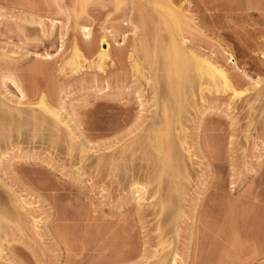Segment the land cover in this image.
<instances>
[{
    "label": "rangeland",
    "instance_id": "1",
    "mask_svg": "<svg viewBox=\"0 0 264 264\" xmlns=\"http://www.w3.org/2000/svg\"><path fill=\"white\" fill-rule=\"evenodd\" d=\"M0 99V264H264V0H0Z\"/></svg>",
    "mask_w": 264,
    "mask_h": 264
},
{
    "label": "bare ground",
    "instance_id": "2",
    "mask_svg": "<svg viewBox=\"0 0 264 264\" xmlns=\"http://www.w3.org/2000/svg\"><path fill=\"white\" fill-rule=\"evenodd\" d=\"M119 2H120V1H119ZM82 4H83V3H82ZM84 5H85V4H84ZM169 11H170V13H167V12H169ZM167 12H166V13H165V12L163 13V14H165V15H160V16H161V19H162V16L165 17V19L163 18V19H164L163 21H164V23H166V26L168 27V28H167V27H166V28H167L168 30H171V29H172L171 27H173V28H175V30H177V28H179V27H177V26L180 25V24L182 23L181 20L179 19L180 16H178V14H176V12L173 11V13L178 17L176 20H178V21L180 20V22H178V21L174 20L176 16L172 13V10L168 9ZM141 13H142V12H141ZM142 14H143V13H142ZM145 14H146V13H145ZM140 15H141V14H140ZM146 16H147V15H146ZM149 16H150V15H149ZM140 17H141V16H140ZM148 18H149V17H148ZM143 19H144V17H143ZM146 19H147V18H146ZM140 21H141V20H140ZM142 21H143V20H142ZM146 21H147V20H146ZM165 21H166V22H165ZM143 22H144V21H143ZM175 22H178V23H180V24L176 23V24L174 25ZM148 23H149V22H148ZM148 23H147V25H148ZM144 24H146V23H144ZM171 24H172V26H171ZM173 25L176 26L177 28L174 27ZM142 26H143V24H142ZM170 26H171V27H170ZM181 26H182V25H181ZM181 26H180V28H181ZM146 27H147V26H146ZM144 28H145V27H144ZM169 28H170V29H169ZM173 30H174V29H173ZM173 30H171V31L173 32ZM174 33H175V31H174ZM84 37L87 39V41L90 39V34L88 33V31L84 34ZM174 39H175V38H174ZM172 40H173V39H172ZM87 41H86V42H87ZM100 41H101V43L103 44L104 41H105V38L103 37ZM173 41H175V40H173ZM173 41H172V44L174 43ZM88 43H89V41L87 42V44H88ZM175 44H176V43H175ZM88 46H89V44H88ZM145 46H146V45H145ZM169 46H170V45H169ZM156 47H157V46H156ZM161 47H162V46H161ZM170 47H171V46H170ZM170 47H169V48H170ZM148 48H149V47H148ZM163 48H164V46H163ZM167 48H168V46H167ZM167 48H165L166 51H167ZM169 48H168V49H169ZM179 48L181 49V47H179L178 45H177V46H176V45H172V47L170 48V49L172 50V52H173L172 55H174V56L171 55V57H168L169 55L167 54L168 56H166V53L162 55V56H163L162 59H164V55H165V57H167V59L164 60V61H166V62L168 63V64H166V65H168V66L170 67V69H168L169 67H168V66H165L167 69H165L164 71H166V73H168L167 71H170V72H169L170 74L168 73L169 75H171V72H172V71L175 72L174 74H173V72H172L173 75H171V76H172L173 78H172L171 76H169L168 74H167V75L164 74V75L167 76V77L169 76L168 79L165 78V76H163V77L165 78V80H168V81H166V82H168L167 87H166V89H167L168 92H167V91H166V92H167V94L169 93V94H171V95L168 94L169 96H167V98L171 96L170 98L172 99V96H173V100L170 99L172 102L175 101L176 98H177L176 100H178V99H183V98H184L183 96H182L183 98H180L181 95H180V97H179V94H180V92H181V89L183 88V85L186 84L185 82H188V81H189L188 79H187V80L185 79V82L183 81L184 78H185V74H187V72H188L189 70H190L189 73H192L191 70H193V69H194V73H195V71H197L198 73H196V74L194 75V77H195V78H196V77L199 78V76H200L201 81L204 79V78L202 79L201 77H207L208 79H210V82H211V80H212L214 83H216V82L218 81V84H219L220 80H221V82L223 81V82H222V83H223L222 85H223V87H225V89H227L226 87H228V86L230 87L231 84L227 81V79H226V75H224L225 72L223 73V72L221 71L222 69L220 70V68H218V67H217L218 69L215 68L216 66L213 67V65H212V64L210 65L209 62L206 61L205 59H204L205 61H200L201 58H200L199 60H198V59H195V60H194V58L192 59V57H191V59L195 61V62H191V63H193L194 66L196 65V66H195V67H196V70H195V67H194L193 69H191L192 67H190V69H189V68H188V65H190V63L188 64L187 62H189L190 60H189V61L187 60V62H186L185 58H187V56L185 57V55H184V54H186V53H184V51L181 52L182 50H180ZM146 49H147V47H146ZM146 49H145V50H146ZM158 49H159V48H158ZM165 49H164V52H165ZM149 50H150V49H149ZM149 50H148V51H149ZM159 50H163V49L160 48ZM157 51H158V50L156 49V52H157ZM156 52H154V53L156 54ZM172 52H171V53H172ZM154 53H153V54H154ZM159 53H161V52L159 51ZM167 53H168V52H167ZM169 53H170V51H169ZM182 53H183V54H182ZM104 54H105V53L101 52V53H100V56H103ZM186 55H187V54H186ZM183 56L185 57V58H184L185 61L182 60V59H183ZM157 57H158V56H157ZM160 57H161V56H160ZM172 57H173V58H172ZM180 58H181V59H180ZM188 59H190V58L188 57ZM158 60H159V58H158ZM197 60H198V61H197ZM156 61H157V60H156ZM166 62H165V63H166ZM179 62L181 63V65H180L181 67L178 68L179 71H177V70L174 69V68H175L176 66L179 67V65H178V64H180ZM184 62H185V64H184ZM207 62H208V63H207ZM157 63H159V62L157 61ZM160 63H161V61H160ZM162 63H164L163 60H162ZM186 64H187V65H186ZM164 65H165V64H164ZM164 65H162L163 68H164ZM186 66H187V67H186ZM190 66H192V65H190ZM184 67H186V68H184ZM172 68H173V70H171ZM183 68H184V69H183ZM187 68H188V70H187ZM185 69L187 70L186 73L183 72V70L185 71ZM175 70H176L177 72H176ZM164 73H165V72H164ZM189 73H188V76H186V77H188V78H189V76H190ZM175 74H177L176 77H178V79L175 78V76H174ZM182 74H184V75L182 76ZM197 74H198L199 76H198ZM155 75H156V74H155ZM191 75H192V74H191ZM192 76H193V75H192ZM192 76H191V77H192ZM151 77H152V76H151ZM151 77H150V78H151ZM182 77H183V78H182ZM157 78H158V76H157ZM197 78H196V79H197ZM207 78H206V79H207ZM217 78H218L219 80H218ZM152 79H153V77H152ZM152 79H151V81H152ZM174 79H175V80H174ZM181 79H182V80H181ZM190 79H191V78H190ZM206 79H205V80H206ZM158 80H159V79H158ZM160 80H162V78H161ZM163 80H164V79H163ZM205 80H203V81H205ZM153 81H154V80H153ZM156 81H157V80H156ZM182 81L184 82L183 84L181 83ZM193 81H195V79H194ZM193 81H192V82H193ZM201 81H200V82H201ZM203 81H202V82H203ZM206 81H207V80H206ZM215 81H216V82H215ZM162 82H163V81H162ZM162 82H161V84H162ZM198 82H199V81H198ZM211 83H212V82H211ZM228 83H229V84H228ZM154 84H155V83H154ZM154 84H153V85H154ZM157 84H158V83H157ZM187 84H188V83H187ZM192 84H193V83H192ZM220 84H221V83H220ZM220 84H219V85H220ZM164 85H165V83H164ZM180 85H182V88H181V89H180ZM190 85H191V84H190ZM155 86H157V85H155ZM160 86H161V85H160ZM220 86H221V85H220ZM229 87H228V88H229ZM164 88H165V87H163V89H161V87H160L161 90H164ZM219 88H220V87H219ZM155 89H157V88H155ZM166 89H165V90H166ZM214 89H215V88H214ZM217 89H218V88H217ZM225 89L223 88L222 90H225ZM232 90H233V89H232ZM179 91H180V92H179ZM182 91H183V90H182ZM216 91H217V90H216ZM233 91H235V90H233ZM183 92H184V91H183ZM183 92H182V93H183ZM163 93H164V92H163ZM163 93H162V95H163ZM235 93H236V92H235ZM239 93H240V92H239ZM165 94H166V93H165ZM236 94H237V93H236ZM157 95H158V94H157ZM186 95H187V94H186ZM186 95H185V96H186ZM237 95H238V94H237ZM162 97H163V96H162ZM174 97H175V98H174ZM160 98H161V97H160ZM164 98H165V97H164ZM1 99H2V98H1ZM1 99H0V102H1ZM2 100H3V99H2ZM156 100H157V99H156ZM160 100H162V99H160ZM160 100H159V101H160ZM165 100H166V99H165ZM165 100H164V101H165ZM164 101H163L162 103H164ZM178 101L180 102V100H178ZM178 101H175V103H178V104H179ZM3 102H4V101H3ZM168 102H170V101L168 100ZM172 102H171V103H172ZM44 103H45V102H44ZM157 103H158V102H157ZM159 103H160V102H159ZM173 103H174V102H173ZM175 103H174V106H176V105L178 106V104L175 105ZM182 103H183V102H182ZM40 104H41V103H40ZM45 104L47 105V103H45ZM45 104H44V105H45ZM165 104H167V103H165ZM165 104H164V105L162 104L161 108H163V106H164L165 109L168 108V107H166ZM41 105H42V104H41ZM44 105H42V106H40V107L43 108ZM179 105H180V104H179ZM2 106H3V104L0 103V111L2 110V109H1ZM168 106H169V105H168ZM174 106H173V107H174ZM5 107H7V106H5ZM173 107H172V108H173ZM178 107H180V106H178ZM183 107H184V106H183ZM2 108H4V107H2ZM7 108H8V107H7ZM45 108H47V107H45ZM50 108H51V107H50ZM175 108L177 109V107H175ZM3 110H5V109H3ZM161 110H163V109H161ZM173 110H174V109H173ZM181 110H182V109H181ZM184 110H185V109H184ZM7 111H8V110H7ZM10 111H11V110H10ZM45 111H46V109H45ZM47 111H49V109H47ZM51 111H52V109H51ZM166 111H167V109L163 111L164 113L162 114V116H163V115H164V116H163L162 121H163V120H164V121L161 123V126H163V130H164V132H163V130H160V126L158 127V128H159V131H157V133H159V132L162 131L163 133H165V135H166V133H167L168 131L171 132V129H170V128H171L173 122H175V123L178 122V124H181V123L179 122L180 119H179V116H178V115L175 114V115H176V117H175V116L173 115V112H172V115L175 117V118H173V116L171 117V115H169V114H165ZM169 111H170V108H169ZM53 112H54V111H53ZM177 112H178V109H177ZM12 113H14V112H12ZM48 113H50V111H49ZM175 113H176V111H175ZM181 113H182V112H181ZM181 113H180V115H181ZM4 114L6 115V113H4ZM14 114H17V113H14ZM45 114H47V113H45ZM170 114H171V113H170ZM178 114H179V113H178ZM9 115H10V114H9ZM9 115H8V116H9ZM1 116H2V115H1ZM11 116H12V115H11ZM14 116H15V115H14ZM166 116H170V119H168L169 117L167 118ZM15 117H16V116H15ZM7 118H8V117H7ZM172 118H173V120H174V119L176 120V118H177L178 121H177V120H176V121H171ZM11 119H12V118H11ZM22 119H24V118H22ZM36 119H37V118H36ZM36 119H35V121H36ZM153 119H154V118H153ZM156 119H157V118H156ZM156 119H154V121H156ZM158 119H159V118H158ZM160 119H161V118H160ZM27 120H28V119H27ZM32 120H33V119H32ZM3 121H4V120H3ZM9 121H10V118H9ZM9 121H8V122H9ZM15 121H16V120H15ZM18 121H19V120H18ZM20 121H21V119H20ZM30 121H31V119H30ZM41 121H42V119H41ZM6 122H7V120H6ZM31 122H32V121H31ZM158 122H159V124H160V120H159ZM10 123H11V122H10ZM10 123H9V124H10ZM22 123H23V122H22ZM22 123H21V124H22ZM39 123H40V121H39ZM156 123H157V122H156ZM156 123H155V122H152V123H151V127H152L151 129H153L154 131H155V129L153 128L154 125L158 126V125H157L158 123H157V124H156ZM175 123H174L173 126H175ZM17 124H18V123H17ZM36 124H37V122H36ZM6 125H7V124H6ZM10 125H11V124H10ZM12 125H13V124H12ZM39 125H40V126H39ZM42 125H43V124H42ZM15 126H16V125H15ZM18 126H19V125H18ZM38 126L41 127V123L38 124ZM178 126H179V125H178ZM7 127H8V126H7ZM36 127H37V126H36ZM39 127H37V128H39ZM11 128H13V127H11ZM15 128H16V127H15ZM15 128H14V129H15ZM161 128H162V127H161ZM173 128H174V127H173ZM1 129H2V128H1ZM5 129H6V128H5ZM7 129H10V128L8 127ZM14 129H13V130H14ZM39 129H40V128H39ZM169 129H170V130H169ZM19 130H20V129H19ZM41 130H42V129H41ZM156 130H158V129H156ZM175 130H176V129H175ZM175 130H174V131H175ZM0 131H1V130H0ZM7 131L9 132V130H7ZM16 131H17V130H16ZM16 131H15V132H16ZM35 131H36V130H35ZM154 131H153V132H154ZM172 131H173V130H172ZM3 132H4V131H3ZM13 132H14V131H13ZM151 132H152V131H151ZM9 133H10V132H9ZM36 133H37V132H36ZM4 134H6V133H3L2 135H4ZM152 134H153V133H152ZM155 134H156V133H155ZM155 134H154V135H155ZM170 134H171V133H170ZM170 134H169V135H170ZM0 135H1V134H0ZM2 135H1V136H2ZM151 136H152V135H151ZM159 136L162 137V133H161V135H159ZM159 136H158V134H157V137H159ZM163 136H164V134H163ZM167 136H168V135H167ZM167 136H165V137H167ZM6 137H7V135H6ZM160 137H159V138H160ZM150 138H151V137H150ZM152 138H153V137H152ZM159 138H158L157 140H160ZM161 140H163V139H161ZM161 140H160V141H161ZM165 140H166V139H165ZM154 141H155V140H154ZM157 142H158V141H157ZM157 142H156V143H157ZM161 142H162V141H161ZM161 142H158L159 145H161V146H156V145H155V146L157 147V148H155V149H156L155 152H158V154H157V155H159V158L157 157V158H158V161L161 163V165H163V166H160V167H163L162 170H161V169H160V170H161V173L163 172V174H164V173H168L169 171H171V169H170V168H171V166H170V165H171L170 161H171V157H172V155L170 156L169 153H171L174 149H172V151H169V153H168V150H167V149H169L170 147H168V146L166 147V144L164 145V142H163V143H161ZM153 143H154V142H153ZM156 143H154V144H156ZM163 145H164L167 149H166ZM172 148H173V147H172ZM170 149H171V148H170ZM174 151H176V150H174ZM1 152H2V151H1ZM1 152H0V153H1ZM4 154H5V153H4ZM174 154H175V153H174ZM2 155H3V154H2ZM0 156H1V155H0ZM176 156H177V155H176ZM173 157H174V156H173ZM0 158H1V157H0ZM174 158H176V157H174ZM174 158H173V160H176V159H174ZM178 158H179V157H178ZM176 161H177V160H176ZM180 162H181V161H180ZM180 162H179V163H180ZM107 163H108V162H107ZM108 164H109V163H108ZM169 164H170V165H169ZM141 165H142V164H141ZM176 165H178V162H177ZM182 165H183V164L181 163L180 166H182ZM139 166H140V165H139ZM139 166H138V168H139ZM142 166H144V165H142ZM169 166H170V167H169ZM174 166H175V165H174ZM144 168H145V167H144ZM172 168L174 169V167H172ZM176 168H178V171H179V167L176 166ZM176 168H175L174 172H176V170H177ZM182 168H183V166H182ZM182 168H180V171L182 170V171L185 173V170H183ZM168 169H169V170H168ZM184 169H185V168H184ZM137 170H138V169H137ZM167 170H168V172H167ZM141 171H145V170H142V168H141L140 172H141ZM180 171H179V172H180ZM182 171H181V172H182ZM136 172H137V171H136ZM140 172H138V173H140ZM172 172H173V171H172ZM179 172H178V173H179ZM181 172H180V173H181ZM141 173H142V172H141ZM142 174H143V173H142ZM144 174H145V173H144ZM144 174H143V175H144ZM163 174H162V175H163ZM174 174H175V173H174ZM140 175H141V174H140ZM168 175H169V173H168ZM172 175H173V174H172ZM178 175H180V174H178ZM159 176H160V175H159ZM142 185H143V184H142ZM146 185H147V184H146ZM144 186H145V185H144ZM143 188H147V187L145 186V187H143Z\"/></svg>",
    "mask_w": 264,
    "mask_h": 264
}]
</instances>
